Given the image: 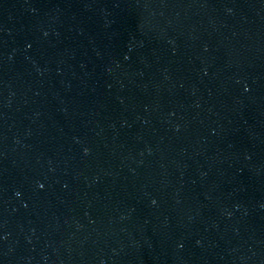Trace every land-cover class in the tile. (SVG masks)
<instances>
[{
  "label": "water",
  "instance_id": "obj_1",
  "mask_svg": "<svg viewBox=\"0 0 264 264\" xmlns=\"http://www.w3.org/2000/svg\"><path fill=\"white\" fill-rule=\"evenodd\" d=\"M87 264H264V0H101Z\"/></svg>",
  "mask_w": 264,
  "mask_h": 264
}]
</instances>
